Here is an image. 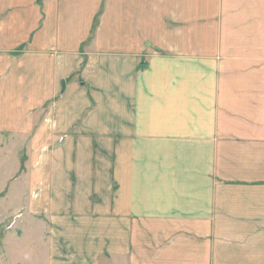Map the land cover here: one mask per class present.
Segmentation results:
<instances>
[{
  "label": "crops",
  "instance_id": "0c3cea01",
  "mask_svg": "<svg viewBox=\"0 0 264 264\" xmlns=\"http://www.w3.org/2000/svg\"><path fill=\"white\" fill-rule=\"evenodd\" d=\"M0 132L31 261L264 264V0H0Z\"/></svg>",
  "mask_w": 264,
  "mask_h": 264
},
{
  "label": "rangeland",
  "instance_id": "374dc122",
  "mask_svg": "<svg viewBox=\"0 0 264 264\" xmlns=\"http://www.w3.org/2000/svg\"><path fill=\"white\" fill-rule=\"evenodd\" d=\"M66 138L67 135H59L54 147ZM32 140L27 132H0V264H37L28 256V247L40 245L43 231L34 219L38 211L31 209V203L35 207L34 202L40 199L47 183L39 178L31 185L30 168L39 169L41 159L51 149L45 145L32 160ZM41 261L43 264L42 258Z\"/></svg>",
  "mask_w": 264,
  "mask_h": 264
},
{
  "label": "water",
  "instance_id": "95a60500",
  "mask_svg": "<svg viewBox=\"0 0 264 264\" xmlns=\"http://www.w3.org/2000/svg\"><path fill=\"white\" fill-rule=\"evenodd\" d=\"M63 83V82H62Z\"/></svg>",
  "mask_w": 264,
  "mask_h": 264
}]
</instances>
